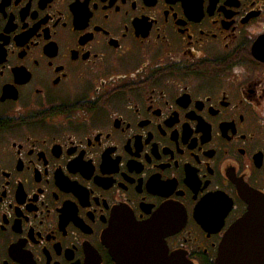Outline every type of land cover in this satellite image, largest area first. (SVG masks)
<instances>
[{"label":"flooded vegetation","instance_id":"obj_1","mask_svg":"<svg viewBox=\"0 0 264 264\" xmlns=\"http://www.w3.org/2000/svg\"><path fill=\"white\" fill-rule=\"evenodd\" d=\"M249 193L264 0H0V264H215Z\"/></svg>","mask_w":264,"mask_h":264},{"label":"water","instance_id":"obj_2","mask_svg":"<svg viewBox=\"0 0 264 264\" xmlns=\"http://www.w3.org/2000/svg\"><path fill=\"white\" fill-rule=\"evenodd\" d=\"M248 203L247 211L226 232L215 264H264V195L249 193Z\"/></svg>","mask_w":264,"mask_h":264}]
</instances>
